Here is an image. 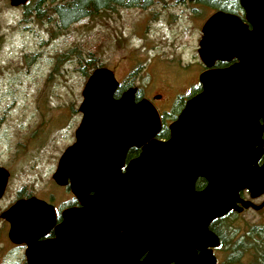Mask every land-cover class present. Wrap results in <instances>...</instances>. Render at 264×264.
<instances>
[{"label": "water", "instance_id": "obj_1", "mask_svg": "<svg viewBox=\"0 0 264 264\" xmlns=\"http://www.w3.org/2000/svg\"><path fill=\"white\" fill-rule=\"evenodd\" d=\"M237 1L242 17L216 10L203 22L201 90L167 125L166 140L156 137L161 120L150 99H136L134 86L116 97L112 70H92L74 142L52 174L79 205L63 209L57 224L53 205L36 196L0 213L8 239L25 244V264H215L210 247L219 240L209 222L238 190L264 191V159L256 164L264 151V0ZM132 146L141 150L122 171ZM8 176L0 166V197ZM198 177L207 181L201 191Z\"/></svg>", "mask_w": 264, "mask_h": 264}, {"label": "rangeland", "instance_id": "obj_2", "mask_svg": "<svg viewBox=\"0 0 264 264\" xmlns=\"http://www.w3.org/2000/svg\"><path fill=\"white\" fill-rule=\"evenodd\" d=\"M60 1L43 0L35 11L0 0V166L9 171L0 213L18 193L55 206L70 199L52 174L74 142L81 91L94 68L112 70L121 91L160 94L155 107L170 122L198 82L200 29L216 10L205 2L138 0L64 25L51 10ZM8 227L0 216V264H22L24 248L10 245Z\"/></svg>", "mask_w": 264, "mask_h": 264}, {"label": "flooded vegetation", "instance_id": "obj_3", "mask_svg": "<svg viewBox=\"0 0 264 264\" xmlns=\"http://www.w3.org/2000/svg\"><path fill=\"white\" fill-rule=\"evenodd\" d=\"M29 1L30 0H28V2ZM174 1L177 3H193L195 1L203 3V0H174ZM28 2L24 5H19V6H24L26 9ZM136 4L137 3L135 4L133 3L131 6ZM33 7L35 6L33 5ZM215 9L230 12L225 8L223 9L221 6L218 7L216 6ZM34 10L38 11V8H35ZM233 14H237L240 17H242L243 15L241 8L238 13H233ZM234 62L235 59H232L230 61H215L213 66L216 68H224L231 65ZM204 69L205 66L202 64V69L200 72H202ZM200 90H201V85L198 81L197 83H194L193 86H190L187 89L188 95L184 100H182V102L184 101L185 103L187 99L200 92ZM137 92L138 91H136V93ZM159 97L160 94H155L149 98L154 104V106H156L155 100L159 99ZM184 103L181 109L183 108ZM159 115L161 120L160 130L163 127H165L167 129V134L161 137L159 131L156 137L158 139L166 140L169 137V131L167 125L172 120H174L177 115L176 116L173 115V118L171 119L170 122L169 121L166 122V121L172 115L165 116V114H160V113ZM262 140H263V150H264V127L262 132ZM140 150H141L140 147H136V146H132L127 149L124 159V164L123 167L121 168L122 171H124V168L127 165L128 161L136 157L139 154ZM263 159H264V151L256 164L260 165ZM206 184L207 181L204 177H198L194 182V189L197 191H201L206 187ZM58 186L64 188L67 194L69 192L70 199L67 202L65 201L61 202V205L58 204L56 206L53 205L51 201H47L44 199L46 202L52 204L54 207L55 215H56L55 224H57L61 220L60 213L63 209L79 205L76 199L74 198V196L71 194L68 185H58ZM29 196L32 195H21L20 193H18V195L16 196V200L20 198H27ZM243 203H247V204H243ZM208 230L211 231L213 234H215L219 240L218 245L210 247L211 254L215 259V264H264V191L259 192L257 194H253V192H251L247 188L238 190L237 198L234 200L232 207L225 214L213 218L208 224ZM51 236H53V229H51L43 238H47ZM197 240H198L197 238L194 239L195 242ZM8 242L12 247H19L20 249L25 248L24 243H13L9 239ZM194 251L196 255L199 253V250L197 248ZM25 263H26V258L24 255L22 264Z\"/></svg>", "mask_w": 264, "mask_h": 264}, {"label": "trees", "instance_id": "obj_4", "mask_svg": "<svg viewBox=\"0 0 264 264\" xmlns=\"http://www.w3.org/2000/svg\"><path fill=\"white\" fill-rule=\"evenodd\" d=\"M41 1L43 0H30L28 4H34V8H37ZM137 1L138 0H61L52 6L51 10L56 14L58 20L65 25L82 17L89 16L99 10L110 8L116 4L131 6L133 3H137ZM203 2L217 7L221 6L223 9L225 8L233 13H238L240 10L237 0H203ZM121 90L122 86H119L114 96L117 97ZM139 97L137 93L136 99ZM159 134L161 137L165 136L167 134V129L163 127Z\"/></svg>", "mask_w": 264, "mask_h": 264}]
</instances>
